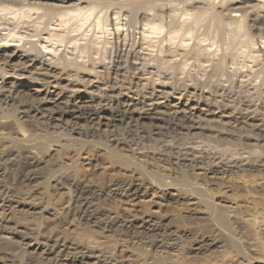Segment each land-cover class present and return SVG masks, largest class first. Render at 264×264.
<instances>
[{
  "label": "rangeland",
  "instance_id": "obj_1",
  "mask_svg": "<svg viewBox=\"0 0 264 264\" xmlns=\"http://www.w3.org/2000/svg\"><path fill=\"white\" fill-rule=\"evenodd\" d=\"M75 1L0 0V53L15 45L27 51L31 49L28 41L35 43L27 51L35 64L29 66L30 62L19 58L9 66L0 61L2 73L13 71L9 80L0 82V264H174L183 258L185 264H247L245 257L251 258L250 264H264V22L258 16L261 12L248 0H215V8H222V14L233 9L242 14L244 29L238 31L237 23L229 24L230 33L226 30L221 39L200 24L194 25L195 29L188 22L179 24L180 21L170 26L166 15L153 20L161 27L164 25L162 29L144 31L141 28L150 15L144 16L146 20L141 16L130 23L115 0H100L97 5ZM163 1L176 6L179 3L177 13L180 10L181 16L186 7L194 11L208 0ZM74 8L86 10L73 15ZM168 34L174 35L169 38ZM6 45L9 47L2 48ZM129 48H133L130 54ZM72 56L82 60L77 71L66 69L65 59H73ZM214 57L224 59L225 68L213 69ZM44 61L54 66L50 74H57L58 78L72 75L70 79H78L83 85H89V72L96 74L89 90L96 94L94 103L100 105L102 110L98 114L103 121H90L84 114L47 118L49 108L56 113L63 108L49 105L47 111L38 106L40 98L54 96L34 91L51 80L43 76L47 71ZM12 63L18 67L13 68ZM23 73L27 74L25 78ZM61 84L65 88L72 86L66 81ZM158 90L169 91L168 96L173 98L182 95L179 103L172 98V107L168 104L161 109V119L152 121L122 113L125 104L131 103L136 109L145 107L150 93L154 98ZM69 96L61 94L62 101ZM176 110L179 113L172 115ZM80 188L88 190V203L93 202L89 203L94 211L91 218L72 205ZM220 216L227 221L238 248L226 242ZM116 219L118 223L113 221ZM130 220L136 227L130 225L127 230L125 223ZM57 235L61 237L58 239ZM169 236L176 237L179 245L173 257L167 249L155 248L159 242L166 243ZM203 238L216 239L217 245L210 248L207 256L199 258L193 248ZM52 241H56V247Z\"/></svg>",
  "mask_w": 264,
  "mask_h": 264
},
{
  "label": "bare ground",
  "instance_id": "obj_2",
  "mask_svg": "<svg viewBox=\"0 0 264 264\" xmlns=\"http://www.w3.org/2000/svg\"><path fill=\"white\" fill-rule=\"evenodd\" d=\"M100 0H76L75 2H77V4H79V3H81V2H85V3H87V4H90V3H95L96 5H97V3L99 2ZM194 1V0H193ZM197 1V0H196ZM199 1V0H198ZM201 1H205V0H201ZM218 1V0H217ZM221 1V0H220ZM220 1H219V3H220ZM225 2H226V0H224ZM223 1V2H224ZM231 3L232 2H234V1H237V0H229ZM248 1H251L252 2V6L253 7H255V9H257L259 12H261V13H259L258 14V16L261 18V20H263L262 21V23L264 22V0H248ZM74 2V3H75ZM182 2V1H181ZM190 2V1H189ZM195 2V1H194ZM169 3V4H168ZM199 3V2H198ZM73 4V3H72ZM115 4H118V5H120V7L123 9V11L126 13V15H127V21L128 22H130V23H134V22H137L138 21V19L142 16L143 18H144V16H147V15H150V18H148L147 20H146V17L144 18L145 20H146V22H144V28H141V29H145L144 31H146V29L147 30H152L153 32L154 31H156L157 32V30H159L160 28L162 29L163 28V26L164 25H162V27L160 26V25H158V23L156 24V23H154V21L153 20H161L163 17H164V15H166L167 16V19H168V25H170V26H172V25H174V26H176V24L175 23H177V22H179V24H181L182 25V23H186V22H188L190 25H196V27L200 24V25H203V26H205V28H206V30L210 33H212L213 35H214V37L215 38H218V37H220L221 36V39H222V35H223V33L226 31V30H228L227 28H228V25L229 24H232V23H237L236 24V26H235V28L237 27V29H238V31H239V28L241 29V28H243L242 27V23H241V18H242V14L241 13H239V10L238 9H233V10H231V11H227L226 9V13L224 12L223 14H225L224 16H223V14H222V12L223 11H221V9L222 8H218V9H220V10H217L216 8H215V0H208L207 2L205 1V2H201V5H198L199 7H198V9H196V10H194L195 8H192L194 11H189V10H186L188 7H186V9H185V12L183 13V15H181L180 16V10L178 11V13H177V10H178V8H177V6H178V4H177V6L175 5V4H173V3H170L169 1H167V3L165 2V1H163V0H115ZM172 4V5H171ZM182 4V3H181ZM222 4V3H221ZM224 4H226V3H224ZM218 5V4H217ZM223 5V4H222ZM81 6V5H80ZM219 6V5H218ZM77 7V6H76ZM119 7V8H120ZM179 7V6H178ZM185 7V6H184ZM220 7V6H219ZM223 7H225V6H223ZM228 7V6H227ZM84 8V7H83ZM89 8V7H88ZM92 8V7H91ZM90 8V9H91ZM93 8H94V6H93ZM30 9V8H29ZM82 8H74V9H71L70 11H71V14H81V12H84L85 10H86V8L85 9H83L84 11H82L81 10ZM189 9H191V8H189ZM49 10V9H48ZM47 10V14H48V12L50 11H48ZM94 10V9H93ZM256 10V11H257ZM42 11V10H41ZM122 11V12H123ZM148 11V12H147ZM151 11H152V13H151ZM73 12V13H72ZM121 12V13H122ZM228 12V13H227ZM43 13V12H42ZM69 13V12H68ZM91 13H92V11H91ZM93 13H94V11H93ZM149 13V14H148ZM16 14V13H15ZM45 14V13H44ZM70 14V13H69ZM79 14V15H80ZM88 14V13H87ZM107 14V13H106ZM84 15V14H83ZM115 15V14H114ZM122 15V14H121ZM125 15V14H124ZM68 16V15H67ZM86 16H88V15H86ZM85 16V17H86ZM257 16V17H258ZM84 17V18H85ZM126 17V16H125ZM141 17V18H142ZM226 17H227V19L229 20H227L226 19ZM258 17V18H259ZM83 18V17H82ZM83 18V19H84ZM87 18V17H86ZM88 18H90V17H88ZM144 19H142V20H144ZM227 21H226V20ZM253 19V18H252ZM43 20V19H42ZM59 20V19H58ZM81 20V19H80ZM85 20H87V19H85ZM125 20V19H124ZM260 21V20H259ZM88 22H90V20L88 21ZM115 22V21H114ZM126 22V21H125ZM163 22H165V21H163ZM163 22H161V23H163ZM229 22V23H228ZM46 23V22H45ZM99 23V22H98ZM140 23V22H139ZM166 23V22H165ZM187 23V24H188ZM121 24V23H120ZM136 24V23H135ZM186 24V25H187ZM2 25V24H1ZM38 25V24H37ZM118 25V24H117ZM126 25V24H125ZM168 25H166V26H168ZM41 26V25H40ZM132 26V25H131ZM178 26H180V25H178ZM230 26V25H229ZM188 27H189V25H188ZM187 27V28H188ZM195 26H194V29L196 28ZM165 28V27H164ZM173 28H176V27H173ZM184 27L182 26V28H179V29H183ZM186 28V27H185ZM234 29V27H230L229 29H231V30H233ZM5 29V28H4ZM3 29V30H4ZM47 29V28H46ZM168 29V28H167ZM190 29V28H189ZM188 29V30H189ZM193 29V28H192ZM244 29V28H243ZM116 30V29H115ZM117 30H119V29H117ZM166 30V29H165ZM178 29H176L175 31H177ZM180 30V31H181ZM185 30V29H184ZM187 30V32H189ZM235 30V29H234ZM233 30V31H234ZM242 30V29H241ZM51 31V30H50ZM142 31V30H141ZM143 31V32H144ZM160 31H162V30H160ZM179 31V30H178ZM143 32H142V34H143ZM168 32H172L171 30H169ZM183 32V31H182ZM228 32L230 33V30H228ZM234 32H237V31H234ZM146 33V32H145ZM150 33V32H149ZM159 33V32H158ZM169 33V34H170ZM172 33H175V32H172ZM180 33V32H179ZM231 33H232V31H231ZM119 34V33H118ZM162 34V33H161ZM168 34V35H169ZM226 34H228L227 32H226ZM1 35V34H0ZM117 35V34H116ZM115 35V36H116ZM168 35H166V36H168ZM174 34H171V35H169V38L170 37H172ZM178 35V34H177ZM186 35V34H185ZM231 35V34H230ZM230 35H228V36H230ZM232 35H235V34H233L232 33ZM23 36V35H22ZM38 36V35H37ZM143 36H145V35H143ZM180 36V35H179ZM188 36V35H187ZM190 36V35H189ZM226 36V35H225ZM34 37V36H33ZM118 37V36H117ZM192 37V36H191ZM214 37H212V38H214ZM223 37H224V35H223ZM231 37H233V36H231ZM8 38V37H7ZM45 38V37H44ZM120 38V37H119ZM119 38L117 39L118 41H119ZM141 38V37H140ZM139 38V39H140ZM166 38V37H165ZM176 38V37H175ZM229 38V37H228ZM5 38H3L2 40H4ZM10 39V38H9ZM46 39V38H45ZM48 39V38H47ZM157 39V38H156ZM173 39H174V37H173ZM183 39V38H182ZM199 39V38H198ZM22 40V39H21ZM27 40H29V39H27ZM49 40V39H48ZM121 40V39H120ZM184 40V39H183ZM182 40V41H183ZM204 40H206V39H204ZM216 40V39H215ZM262 40H263V38H262ZM47 41V40H46ZM82 41H84V40H82ZM115 41H116V39H115ZM125 41V43H126V41L127 40H124L123 39V41L122 42H124ZM165 40H162V42H164ZM168 41H170L169 39H168ZM228 41V40H227ZM264 41V40H263ZM6 42H8V41H6ZM15 42V41H14ZM21 42V41H20ZM29 43H30V46H31V49L32 48H34L35 47V43H33V42H31V41H28ZM117 42V41H116ZM139 42V41H138ZM215 42V41H214ZM5 43V42H4ZM9 43V42H8ZM11 43V42H10ZM118 43V42H117ZM125 43H123V44H125ZM137 43V42H136ZM139 43H141V42H139ZM170 43V42H169ZM6 44V43H5ZM4 44V45H5ZM15 44V43H14ZM13 44V45H14ZM16 44H18V43H16ZM48 44V43H47ZM181 45H182V43H180ZM261 44H263V43H261ZM260 44V45H261ZM3 45V44H2ZM24 45V44H23ZM44 45V44H43ZM43 45H42V47H43ZM122 45V44H121ZM131 45V44H130ZM138 45V44H137ZM151 45V44H150ZM264 45V44H263ZM1 46V45H0ZM16 46V45H15ZM15 46H13L14 48L12 49V50H10V51H8V52H4V53H0V61L4 64V65H8L9 66V63H11V61L12 60H14V59H16V58H19V59H24L26 62H30V64H29V66L30 65H32V64H35V62H34V58L33 57H31L32 55H28L27 54V51L29 50H31V49H28L27 51H24V50H22V49H20V48H18V47H15ZM50 46V45H49ZM119 46V45H118ZM134 46H136V44H134ZM133 46V47H134ZM153 46V45H152ZM157 46V45H156ZM3 47H9V45H6V46H2V48ZM26 47V46H25ZM28 47V46H27ZM45 47V46H44ZM121 47V46H120ZM124 47H126V46H124ZM123 47V48H124ZM128 47V46H127ZM139 47V46H138ZM143 47V46H142ZM141 47V48H142ZM171 47V46H170ZM264 46H262L261 45V48H263ZM46 48V47H45ZM44 48V49H45ZM117 48H119V47H117ZM140 48V49H141ZM155 48V47H154ZM202 48V47H201ZM26 49V48H25ZM53 49V48H52ZM131 49H133V48H131ZM130 48L129 49H127V53H129L130 54V52L132 51ZM139 49V48H138ZM143 49V48H142ZM1 50V49H0ZM3 50V49H2ZM36 50H38L37 49V47H36ZM48 50V49H47ZM124 50V49H123ZM137 50V49H136ZM164 50V49H163ZM46 50H44V53H46L47 54V52H45ZM199 51V50H198ZM203 51V50H202ZM263 51V50H262ZM43 52V51H42ZM123 52V51H122ZM137 52V51H136ZM143 52H145V51H143ZM142 52V53H143ZM191 52V51H190ZM214 52V51H213ZM29 53V52H28ZM83 53V52H82ZM120 53V52H119ZM124 53V52H123ZM122 53V54H123ZM132 53V52H131ZM147 53V52H146ZM263 53H264V51H263ZM45 54V56H46V58H47V55ZM95 54V53H94ZM116 54H117V52H116ZM121 54V55H122ZM136 54V53H135ZM139 54V52L137 53V55ZM211 54V53H210ZM120 54H119V56H121ZM137 55H135L136 56V58H137ZM140 55V54H139ZM139 55H138V57H139ZM142 55V54H141ZM152 55V54H151ZM170 55V54H169ZM212 55V54H211ZM214 55V54H213ZM51 56V55H50ZM49 56V57H50ZM171 56V55H170ZM169 56V57H170ZM215 56V55H214ZM37 57V56H36ZM58 57V56H57ZM79 57V56H78ZM122 57V56H121ZM141 57V56H140ZM143 57V56H142ZM194 57V56H193ZM217 57V56H216ZM216 57H214V59H212V60H214L212 63H214V66H213V69H221V68H225L224 67V59H222V58H216ZM221 57V56H220ZM225 57V56H224ZM223 57V58H224ZM256 56H254V58H255ZM42 58V57H41ZM44 59H45V57H43ZM51 58H52V56H51ZM54 58V57H53ZM72 58H73V56H72ZM83 58V57H82ZM135 58V57H134ZM136 58H135V61H138V60H136ZM145 58V57H144ZM143 58V59H144ZM213 58V57H212ZM78 59V60H77ZM89 59H91V58H89ZM115 59V58H114ZM126 59V58H125ZM140 59V58H139ZM217 59V60H216ZM46 60V59H45ZM81 60V59H80ZM80 60H79V58H76V59H71V57H70V59L68 58V59H65V65H66V69H67V67L68 68H73L75 71H77L78 69H80V67H81V63H80ZM84 60V59H83ZM129 60V59H128ZM256 60V59H255ZM254 60V61H255ZM264 60V59H263ZM16 61V60H15ZM42 61V60H41ZM48 61V60H47ZM82 61V60H81ZM113 61V60H112ZM111 61V62H112ZM45 62V61H44ZM49 62V61H48ZM79 62V63H78ZM116 62V61H115ZM119 62V61H118ZM117 62V63H118ZM140 62V61H139ZM144 62V61H143ZM46 64H47V62H45ZM56 63H58V62H56ZM55 63V64H56ZM264 63V62H263ZM13 64V63H12ZM41 64V63H40ZM46 64H44L43 66L45 67L44 69L45 70H47L46 71V73H44L43 74V76H46V77H48V78H51V80L49 81V83L45 86V87H37V88H34V91H36V92H38L39 94H43V93H53L54 94V96H52V97H43V98H40L41 100L39 101L38 100V102H39V104H38V106L41 108V109H43V110H47L49 107V105H60V109H62V111L61 112H59L58 111V113H56V112H54V109H48L47 111V115H48V117L47 118H51V117H53V116H56V114H58L60 117H62V116H67L68 117V115H71V116H78L79 114H84L85 116H87L88 118H89V120L90 121H101L103 118L101 117V116H99V114L98 113H100V111L102 110L101 109V107H99L98 105H96L95 103H94V98H97L96 97V94L94 93V92H92L91 90H89V89H91L92 87V85L94 84V78H96L97 76H95V75H93L92 73H93V71L92 72H89L88 73V78L89 79H86V80H88V81H90L89 83H87V84H89V85H91L90 87H89V85H85L86 84V82H85V84L83 85V84H81V83H78L77 82V80H76V82L75 81H73L72 79H70L71 78V76H70V78H63V77H60V78H58V77H56L55 75H57V74H55V75H52V74H50L51 72V69L52 68H54V66H51L50 65V63H48L47 65ZM54 64V65H55ZM63 64V63H62ZM61 64V65H62ZM112 64V63H111ZM114 64V63H113ZM137 64V63H136ZM135 64V65H136ZM139 64V63H138ZM141 65H142V63H140ZM140 64H139V66H140ZM205 64V63H204ZM203 64V65H204ZM210 64V63H209ZM11 65V64H10ZM23 65V64H22ZM119 65H120V62H119ZM134 65V64H133ZM206 65H208V64H206ZM13 66V68H17L18 66H15L14 64L12 65ZM11 66V67H12ZM15 66V67H14ZM24 66H26V65H24ZM60 66V65H59ZM63 66V65H62ZM111 66V65H110ZM113 66V65H112ZM137 66V65H136ZM55 67H56V65H55ZM61 67V66H60ZM117 67H118V64H117ZM121 67V66H120ZM120 67L118 68V69H120ZM138 67V66H137ZM201 67V66H200ZM6 67H4V69H5ZM20 68V67H19ZM29 68V67H28ZM27 68V69H28ZM65 68V67H64ZM112 68H114V67H112ZM125 68V67H124ZM3 69V68H2ZM38 69V68H37ZM43 69V68H42ZM44 69H43V71H44ZM114 69H116V68H114ZM150 69V68H149ZM215 69V70H216ZM10 70V69H9ZM14 70V69H13ZM17 70V69H16ZM19 70V69H18ZM39 70V69H38ZM57 70H58V68H57ZM65 70V69H64ZM73 70V71H74ZM81 70H82V68H81ZM80 70V71H81ZM222 70V69H221ZM2 70H1V68H0V82H1V80L2 81H6V80H9L10 78H11V74L13 73V71L11 72V74H5V73H2L1 72ZM3 71H5V70H3ZM22 71V70H21ZM26 71V70H25ZM40 72H41V70H39ZM59 71H61L60 69H59ZM59 71L57 72V73H59ZM8 72V71H7ZM54 72V71H53ZM56 72V71H55ZM68 73H70L69 71H67ZM32 73V72H31ZM63 73H65V72H63ZM68 73H67V75H68ZM117 73V72H116ZM29 74V73H28ZM14 75H16L17 76V74H14ZM25 75H27V74H24L23 73V75L22 76H24L23 78H25ZM34 75V74H33ZM32 74H31V76H33ZM50 75V76H49ZM63 75V74H62ZM16 76H15V78H16ZM19 76H20V74H19ZM58 76V75H57ZM61 76V75H60ZM64 76V75H63ZM65 76H66V74H65ZM14 77V76H13ZM18 77V76H17ZM141 77V76H140ZM139 77V78H140ZM20 78H21V76H20ZM28 78H29V76H28ZM37 79V78H36ZM38 80V79H37ZM22 81V80H21ZM63 81H66V82H71V84H72V86L70 87V88H65L64 86H61L62 84H61V82H63ZM85 81V80H84ZM95 81H96V79H95ZM12 82V81H11ZM38 82V81H37ZM43 82V81H42ZM81 82V81H80ZM13 83V82H12ZM11 84V83H10ZM13 84H15V83H13ZM13 84L11 85V86H13ZM21 84V83H20ZM119 84V83H118ZM16 85V84H15ZM70 85V84H69ZM1 86V85H0ZM17 86V85H16ZM21 86V85H20ZM104 86V85H103ZM4 87V86H3ZM97 87H100V86H97ZM116 87V86H115ZM114 86H113V88H115ZM5 88H8V87H5ZM95 88V87H94ZM104 88H106V87H104ZM2 89H4V88H2ZM1 89V90H2ZM9 89H10V92H11V87H9ZM14 89V88H13ZM29 89V88H28ZM97 89V88H96ZM100 89H101V87H100ZM109 89H110V87H109ZM112 89V88H111ZM116 89V88H115ZM130 89V88H129ZM138 89V88H137ZM106 90H108V88L106 89ZM117 90H118V88H117ZM122 90V89H121ZM132 91H133V89H131ZM136 90V89H135ZM6 91V90H5ZM98 91L99 92H101L99 89H98ZM97 91V92H98ZM112 91V90H111ZM119 91V90H118ZM125 91V90H124ZM129 91V90H128ZM171 91V90H170ZM4 92V91H3ZM12 92H14V91H12ZM17 92V91H16ZM103 92V91H102ZM106 92V91H105ZM120 92V91H119ZM136 92V91H135ZM138 92V91H137ZM156 92H158L159 94H157V96L156 97H154L153 98V96L151 95V93H150V98H148L147 100H148V103L145 105V107H142L141 108V106L139 107V109H136V108H133V107H131V103H129V104H125V102L124 103H122V104H125L124 106H122L123 108L121 109V110H123V114L125 115V114H129V115H127V116H129V117H131L130 115H134V117L136 116V117H138V118H150V119H152V121L153 120H158V119H161V117L160 116H162L163 115V112H161V109H165L167 106H168V104H170V102H171V99L173 98V97H171V96H168V95H171V94H168L169 93V91L168 92H165V91H163V90H158V91H156ZM35 93V92H34ZM63 93H68L70 96V98L68 99L67 97L65 98V99H67V100H65V101H62L63 99H62V97H61V94H63ZM176 93V92H175ZM4 94H6V93H4ZM9 94V93H8ZM13 93H10V95H12ZM99 94V93H98ZM103 93H101V95H102ZM110 94H111V92H110ZM141 94V93H140ZM139 94V95H140ZM143 94V93H142ZM153 94V93H152ZM155 94V93H154ZM183 94V93H182ZM100 95V94H99ZM100 95V96H101ZM104 95V94H103ZM119 95V94H118ZM126 95H127V93H126ZM128 95H130L129 94V92H128ZM127 95V96H128ZM144 95L145 94H143V97H144ZM176 95V94H175ZM9 96V95H8ZM14 96V95H13ZM42 96V95H41ZM40 96V97H41ZM98 96V95H97ZM99 96V97H100ZM110 96V95H109ZM138 96V95H137ZM141 96V95H140ZM146 96V95H145ZM173 96V95H172ZM106 97H108V96H106ZM142 97V96H141ZM181 97H182V95L181 96H178V97H175L174 96V100L175 101H177V103H179V101H180V99H181ZM201 97V96H200ZM8 98V97H7ZM101 98V97H100ZM119 98V97H118ZM117 98V99H118ZM99 99V98H98ZM102 99V98H101ZM130 99V98H129ZM133 99V98H132ZM139 98H137V100H138ZM189 99V98H188ZM37 100V99H36ZM36 100L34 101V102H36ZM104 100V99H103ZM106 100H109V99H106ZM120 100V99H119ZM99 101H100V99H99ZM99 101H97V102H99ZM131 101V100H130ZM139 101V100H138ZM187 101V100H186ZM38 102H36V103H38ZM108 102V101H107ZM106 102V103H107ZM132 102V101H131ZM136 102V101H135ZM141 102V101H140ZM94 103V104H93ZM100 103V102H99ZM103 103V102H102ZM110 103V102H109ZM116 103V102H115ZM126 103H128V102H126ZM104 104V103H103ZM102 104V105H103ZM118 104V103H117ZM120 104V103H119ZM136 104H138V103H136ZM105 105V104H104ZM29 106H31V104L29 105ZM34 106V105H33ZM37 106V107H38ZM62 106V107H61ZM118 106V105H117ZM143 106V105H142ZM170 106H171V104H170ZM174 106V105H173ZM175 106H176V102H175ZM195 106H197V105H195ZM110 107H112V104H111V106ZM109 107V108H110ZM113 107L115 108V106L113 105ZM112 107V108H113ZM172 107V106H171ZM190 109L192 108V106L190 107V106H188ZM31 108V109H30ZM29 109L30 110H36V108L34 109V108H32V107H30ZM103 108V107H102ZM182 108V107H181ZM194 108V107H193ZM57 108H55V110H56ZM174 109V108H173ZM176 109V108H175ZM174 109V110H175ZM183 109V108H182ZM185 109V108H184ZM58 110H59V108H58ZM113 110V109H112ZM169 110V109H168ZM186 110V109H185ZM189 110V109H188ZM201 110H203V109H201ZM26 111V110H25ZM29 111V110H28ZM37 111V110H36ZM39 111H40V109H39ZM164 111V110H163ZM190 111V110H189ZM112 112V111H111ZM168 112H170V114H171V111H168ZM191 112V111H190ZM189 112V113H190ZM41 113H42V111H41ZM44 113V112H43ZM165 113H166V111H165ZM164 113V114H165ZM179 112L176 110V111H174L173 112V114L172 115H177ZM182 113V112H181ZM211 113V112H210ZM215 113V112H214ZM105 114V113H104ZM118 114V113H117ZM122 114V115H123ZM188 114V113H187ZM206 114V113H205ZM182 115V114H181ZM121 116V115H120ZM43 117H44V115H43ZM80 117H82L81 115H80ZM79 117V118H80ZM110 117V116H109ZM122 117V116H121ZM126 117V116H125ZM162 117H164V115L162 116ZM166 117H167V115H166ZM46 118V119H47ZM56 118H58V117H56ZM84 118V117H83ZM82 119V118H81ZM105 119V118H104ZM108 119V118H107ZM113 119V118H112ZM164 119V118H163ZM60 120V119H59ZM59 120H57V121H59ZM62 120V119H61ZM60 120V121H61ZM78 120V119H77ZM85 120V119H84ZM83 120V121H84ZM109 120H111V117H110V119ZM129 120H130V118H129ZM132 120V119H131ZM143 120V119H142ZM168 120V119H167ZM68 121V120H67ZM103 121V120H102ZM105 121V120H104ZM117 121V120H116ZM152 121H151V124H152ZM70 122V121H69ZM72 122V121H71ZM132 122V121H131ZM184 123H185V120L183 121ZM182 122V123H183ZM86 123V122H85ZM106 123H107V121H106ZM156 123V122H155ZM158 123H160V122H158ZM178 123H179V121H178ZM96 124V123H95ZM113 124V123H112ZM170 124V123H169ZM173 124V123H172ZM175 124V123H174ZM187 124H189V123H187ZM100 125V124H99ZM178 125V124H177ZM184 125V124H183ZM183 125H182V127H183ZM107 126H108V124H107ZM158 126V125H157ZM172 126H175V125H172ZM186 126V125H185ZM189 126H191V123H190V125ZM188 125H187V127H189ZM179 128V127H178ZM183 128H185V127H183ZM196 128V127H195ZM188 129V128H187ZM186 131V130H185ZM29 156V155H28ZM31 156V155H30ZM26 157V156H25ZM30 158V157H29ZM29 161V160H28ZM31 161V160H30ZM26 162V161H25ZM33 162V161H32ZM218 163V162H217ZM26 164V163H25ZM216 164V163H215ZM219 164V163H218ZM24 165V164H23ZM29 165V164H28ZM21 166V165H20ZM33 166V165H32ZM219 166V165H218ZM221 167V166H220ZM29 168H30V166H29ZM223 168V167H222ZM22 169V171H23V168H21ZM28 169V168H27ZM30 170V169H29ZM28 170V171H29ZM22 171H20V172H22ZM30 172V171H29ZM29 172H28V174H29ZM30 174H32V173H30ZM33 175V174H32ZM31 175V176H32ZM25 177H27V176H25ZM28 177L29 178H31L29 175H28ZM74 181V180H73ZM123 183V182H122ZM72 184H74V183H72ZM76 184V183H75ZM121 184V183H120ZM119 184V185H120ZM128 184V183H127ZM70 185V184H69ZM80 185V184H79ZM78 185V186H79ZM122 185V184H121ZM125 185V184H124ZM3 186V185H2ZM77 186V187H78ZM84 186V185H83ZM126 186V185H125ZM128 186H130V185H128ZM75 187H76V185H75ZM114 187V186H113ZM124 187V186H123ZM87 189V188H86ZM90 189V188H89ZM92 189V188H91ZM118 189V188H117ZM73 190H75V189H73ZM73 190H72V192H73ZM77 191V190H76ZM88 191V190H87ZM87 191L84 189V188H80V190L78 191V193L75 195V198H74V204H72V205H74V207L77 209V211L79 210V212L80 213H82L84 216H86V217H90L91 218V216H94L93 214V212L94 211H92V209H90V205H89V203L91 204V203H93V202H89L88 203V200H87V198H88V193H87ZM122 191V190H121ZM128 191V190H127ZM134 191H137V190H134ZM1 192V191H0ZM92 192H94V191H92ZM96 192V191H95ZM129 192V191H128ZM76 193V192H75ZM91 193V192H90ZM130 193V192H129ZM133 193V192H132ZM73 194V193H72ZM124 194V193H123ZM129 195V194H128ZM135 195V194H134ZM172 195V194H171ZM94 196V195H93ZM71 198V197H70ZM91 198V197H90ZM93 198V197H92ZM69 203H70V201H69ZM71 205V206H72ZM94 205V204H93ZM95 210V209H94ZM81 214V215H82ZM109 214V213H108ZM80 215V216H81ZM101 215V214H100ZM96 216V215H95ZM110 217V216H109ZM113 217V216H112ZM219 217V216H218ZM8 218V217H7ZM103 218V217H102ZM108 218V217H107ZM115 218H117V217H115ZM131 218V217H130ZM1 219V218H0ZM84 219V218H83ZM114 219V218H113ZM120 219V218H119ZM103 220V219H102ZM105 220V219H104ZM117 220L118 219H116V220H113V221H116V223H118L117 222ZM136 220V219H135ZM5 221H8V220H5ZM106 221V220H105ZM104 221V222H105ZM1 222V221H0ZM110 222V221H109ZM108 222V223H109ZM147 222H148V220H147ZM227 222V221H226ZM225 222V220L220 216V218H219V224H220V228L226 233V236L227 237H225L226 238V242L228 243V245H230V246H232V247H237L238 248V245H237V241L234 239V237H233V235H231L232 234V232H231V229H230V227H229V225H228V223H226ZM106 223V222H105ZM123 223V222H122ZM121 223V224H122ZM8 224V223H7ZM12 224V223H11ZM15 224V223H14ZM13 224V225H14ZM115 225V224H114ZM117 225V224H116ZM130 225H132V220H130V221H126V223H125V228L128 230V229H130L132 226H130ZM138 225V224H137ZM150 225V224H149ZM5 226V225H4ZM9 226V225H8ZM117 226H119V225H117ZM134 226H135V224H134ZM133 226V227H134ZM139 226V225H138ZM1 227V226H0ZM6 227V226H5ZM16 227V226H15ZM14 227V228H15ZM105 227V226H104ZM107 227V226H106ZM136 227V226H135ZM140 227H144L143 225H140ZM139 227V228H140ZM148 227V226H147ZM157 227V226H156ZM149 228H150V226H149ZM146 229V228H145ZM153 229V227L151 228V230ZM149 230V229H148ZM160 230V229H159ZM123 231V230H122ZM144 231V230H143ZM153 231V230H152ZM152 231H151V233H152ZM131 232V231H130ZM140 232V231H139ZM148 232V231H147ZM155 232H157V231H155ZM160 232V231H159ZM132 233V232H131ZM130 233V234H131ZM135 233V232H134ZM144 233V232H143ZM141 234V233H140ZM154 234V233H153ZM162 234V233H161ZM160 234V235H161ZM132 235V234H131ZM155 235H157V233L155 234ZM42 236V235H41ZM54 236V235H53ZM129 236V235H128ZM159 236V235H158ZM43 237V236H42ZM47 237V236H46ZM55 237H56V235H55ZM57 237H58V239H59V237H61V236H58L57 235ZM160 237H162V236H160ZM170 237V236H169ZM54 238V237H53ZM52 238V239H53ZM158 238V237H157ZM176 238V237H175ZM175 238L173 237V239H171V237H170V239L166 242V243H161V242H159V244L158 243H156V247L155 248H161V250H166V252L168 253V254H170V255H172V257L173 256H176L177 255V251H178V246H177V243L175 242ZM201 238V237H200ZM208 238H210V237H208ZM50 239H51V237H50ZM50 239H48V240H50ZM42 240V239H41ZM164 241L163 242H165V239H163ZM216 240V239H215ZM214 239H206V238H203V239H201V240H199L198 241V243H197V246H195L193 249H194V251H195V256H197V257H204L205 255L207 256L208 255V251L210 250V248L212 247V246H215V244H216V242H217V240L215 241ZM223 240H224V237H223ZM61 241V240H60ZM219 241V240H218ZM49 242V241H48ZM53 242V241H52ZM154 242H155V240H154ZM179 242V241H178ZM45 243H47V241L45 242ZM223 243H224V241H223ZM52 244V243H51ZM56 244V241H55V243L53 242V244H52V246L53 245H55ZM65 244H66V242H65ZM68 244V243H67ZM72 244V243H71ZM153 244H155V243H153ZM43 245V244H42ZM49 245V244H48ZM58 245H60V244H58ZM63 245H64V243H63ZM69 245V244H68ZM79 245V244H78ZM217 245V244H216ZM220 244H218V246H219ZM227 245V246H228ZM47 246V245H46ZM67 246V245H66ZM75 246V245H74ZM77 246V245H76ZM76 246H75V248H76ZM55 247H56V245H55ZM69 247H71V246H69ZM73 247V246H72ZM74 248V247H73ZM72 248V249H73ZM158 248V249H159ZM180 248V247H179ZM51 249H53V248H51ZM54 249H56V248H54ZM59 249L60 248H58V251H59ZM61 249H63L62 247H61ZM69 249V248H68ZM80 249V248H79ZM88 250V249H87ZM92 251H93V249H91ZM61 251V250H60ZM68 251V250H67ZM79 251V250H78ZM80 251H82V250H80ZM180 251V250H179ZM71 253V252H70ZM79 253V252H78ZM76 254V253H75ZM84 254V253H83ZM90 254V253H89ZM97 254H99V253H97ZM80 255V254H79ZM91 256L93 255L92 253L90 254ZM102 255V254H101ZM87 256V255H86ZM89 256V255H88ZM90 256V257H91ZM100 256V255H99ZM83 257V256H82ZM106 256H104V258H105ZM178 257L179 256H177V259H178ZM243 257H245L244 255H243ZM242 257V258H243ZM108 258V257H107ZM175 258V257H174ZM190 258V257H189ZM112 259V258H111ZM184 259V258H183ZM183 259H181V260H179L178 262L176 261V263H174V264H185V261L183 260ZM244 260H245V262L247 263V264H250L251 263V258L250 257H245V258H243ZM254 259V258H253ZM102 260V259H101ZM106 260V259H105ZM109 260V259H108ZM115 260V259H114ZM172 261H175V260H172ZM264 261V260H263ZM110 262V261H109ZM113 262V261H112ZM111 262V263H112ZM110 263V264H111ZM125 263V262H124ZM233 263V262H232ZM241 263V262H240ZM117 264V263H116ZM119 264V263H118ZM227 264H228V262H227ZM245 264V263H244Z\"/></svg>",
  "mask_w": 264,
  "mask_h": 264
}]
</instances>
